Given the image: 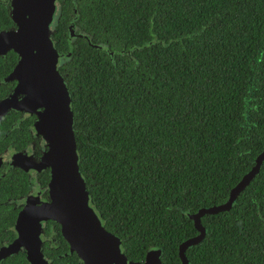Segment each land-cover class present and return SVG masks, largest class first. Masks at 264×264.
<instances>
[{"label":"trees","instance_id":"obj_1","mask_svg":"<svg viewBox=\"0 0 264 264\" xmlns=\"http://www.w3.org/2000/svg\"><path fill=\"white\" fill-rule=\"evenodd\" d=\"M55 1L50 37L92 203L129 261L155 249L181 264L179 245L198 234L190 216L224 203L264 149V0ZM8 6L3 29L14 27ZM35 179L47 196L49 169ZM29 181L0 168V247L16 237ZM201 223L187 264H264V160L230 209ZM42 233L52 264H83L58 223ZM0 264L29 262L20 250Z\"/></svg>","mask_w":264,"mask_h":264},{"label":"water","instance_id":"obj_2","mask_svg":"<svg viewBox=\"0 0 264 264\" xmlns=\"http://www.w3.org/2000/svg\"><path fill=\"white\" fill-rule=\"evenodd\" d=\"M54 11L55 0H10L9 14L16 28L0 31V54L13 50L18 57L10 74L17 84L0 100V116L11 108L34 113L37 135L47 145L37 160L18 154L12 157L16 159L12 163L27 173L50 170L48 198L34 193L27 195L15 221L16 238L0 247V263L23 249L30 264H50L43 256L40 235L42 225L51 220L60 225L70 251L83 264H163L155 249L149 250L144 260L129 261L120 239L106 230L85 187L72 128L71 98L56 67L58 52L50 37ZM70 31L73 33V26ZM263 160L264 149L253 167L230 190L224 203L200 208L190 216L199 233L179 245L181 264H187L186 249L199 243L205 235L201 216L229 210L238 194L259 172Z\"/></svg>","mask_w":264,"mask_h":264},{"label":"flooded vegetation","instance_id":"obj_3","mask_svg":"<svg viewBox=\"0 0 264 264\" xmlns=\"http://www.w3.org/2000/svg\"><path fill=\"white\" fill-rule=\"evenodd\" d=\"M7 1H8L9 6H10V0H7ZM9 6H8V9H9ZM58 9H59V5H58L57 1H55V11L53 14L52 22L50 23L51 29L53 28V26L57 20ZM15 28H16L15 24H14V27H12L10 29H3L0 26V31L6 32L9 30H14ZM53 45H54V43H53ZM97 48H100V46L97 45ZM10 52H13L15 54L14 60H13L12 56L9 55ZM17 58H18L17 54L13 50H8L5 53L0 54V100H2L8 94H10L11 91L14 89V87L17 84V81L10 77V74H11L12 70L14 69V67L17 63ZM63 58L64 57L58 53L57 62H56L57 69L65 70V68L63 66V63L65 61L63 60ZM27 116H34L28 127H26V117ZM36 117L37 116L34 113H31V112H28L25 110H17L14 108L9 109L5 114L0 116V168L3 166L6 170H9L12 168H20L19 166L13 165V163H12L14 160V159L12 160L13 156H17L19 154L21 157H25V158L32 157L33 159L37 160L42 155V153L45 150H47L46 141L41 136L37 135V131H36L35 126H34V121H35ZM7 118H9V120ZM26 131L28 132V138L29 139H28V143L22 147V145L24 143V136H25ZM14 161H16V159ZM21 170H23V169H21ZM42 170H44V169H42ZM42 170H40V171H42ZM40 171L36 170L33 173H27L26 171H24V172L29 175V178H30L29 184L32 187L31 193H34L37 196L48 198V186H47V196H46V195H44V193H45L44 190L40 189V187L38 186L37 180L35 179L36 174ZM49 176H50V170H49ZM26 197L27 196H25L24 198H20V200L17 201L16 206H20V210L26 201ZM45 223L42 225L43 227H44ZM204 231H206L205 228H204ZM16 236H17V234H16ZM40 237L43 241V233H41ZM204 237H205V235H204ZM203 238H202V240H203ZM7 244L8 243H6L5 245H7ZM21 250H22V252H24L23 249H21ZM44 258L48 261V263L52 264V262L48 258H46L45 256H44Z\"/></svg>","mask_w":264,"mask_h":264}]
</instances>
